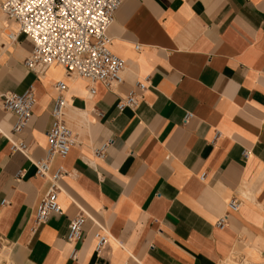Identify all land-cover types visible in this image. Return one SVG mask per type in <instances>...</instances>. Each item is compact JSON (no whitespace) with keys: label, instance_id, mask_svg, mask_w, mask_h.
Here are the masks:
<instances>
[{"label":"crops","instance_id":"0c3cea01","mask_svg":"<svg viewBox=\"0 0 264 264\" xmlns=\"http://www.w3.org/2000/svg\"><path fill=\"white\" fill-rule=\"evenodd\" d=\"M5 29L16 34L17 24L0 11V92L31 86L35 103L21 134L27 153H10L0 138L7 250L0 264H219L240 251L264 264V0H122L107 35L112 53L126 60L123 82H97L93 95L58 65L26 69L30 41H11ZM145 77L135 110L118 111L116 102ZM59 80L68 87L63 122L73 134L68 154L49 168L63 170L62 214L32 230L49 187L32 161L44 154ZM12 120L0 109L5 132ZM102 142L106 153L94 158ZM232 198L240 206L228 212ZM79 213L87 220L73 244L67 226ZM101 230L109 239L95 253Z\"/></svg>","mask_w":264,"mask_h":264},{"label":"built area","instance_id":"2783aa9c","mask_svg":"<svg viewBox=\"0 0 264 264\" xmlns=\"http://www.w3.org/2000/svg\"><path fill=\"white\" fill-rule=\"evenodd\" d=\"M122 0H2L0 11L17 24V33L6 29L5 36L15 41L17 35H23L31 43V49L24 60L26 69L42 73L47 67L58 65L73 78L88 82V94H94V84L102 83L106 88H113L123 82V72L127 63L110 49L108 29L114 20V14ZM139 46H135L137 50ZM147 77L136 80L133 89L119 99L115 108L135 110L142 92L147 88ZM56 95L50 110V124L46 131L47 145L42 157L32 161L36 175L49 182L46 193L39 200L32 221V230L47 221L50 214H62L57 200L59 188L57 181L63 174L59 168L49 174L50 164L55 156L65 157L73 144V134L63 122L67 106L68 87L64 81L54 84ZM136 89V90H135ZM35 103L34 90L29 86L22 93L0 92V109L13 116L9 132L0 127V138L9 143L10 153H27L29 146L21 138L28 124L32 107ZM187 113L183 122L192 118ZM107 142H102L92 149L94 158H101L106 153ZM247 158L248 153L243 151ZM201 174L200 179H203ZM5 200H1L3 205ZM239 202L232 198L226 203L228 212L239 209ZM228 212L220 216L215 226L222 228L227 222ZM87 216L79 213L69 220L66 240L77 243L82 239L83 226ZM94 252L99 253L108 242V234L101 230L93 235ZM76 259V249L69 254Z\"/></svg>","mask_w":264,"mask_h":264},{"label":"rangeland","instance_id":"374dc122","mask_svg":"<svg viewBox=\"0 0 264 264\" xmlns=\"http://www.w3.org/2000/svg\"><path fill=\"white\" fill-rule=\"evenodd\" d=\"M58 69H61V68H58ZM4 249L5 248H0V253L3 252ZM5 251H7V250L5 249ZM0 260L6 261V256H4V255L0 256ZM243 260H245V261H243ZM252 261L253 260L251 259V254L250 253H245L243 251H240V252H236L234 254H231L227 259L224 260V263H228V264H255ZM6 264H10V263L6 262Z\"/></svg>","mask_w":264,"mask_h":264},{"label":"bare ground","instance_id":"6f19581e","mask_svg":"<svg viewBox=\"0 0 264 264\" xmlns=\"http://www.w3.org/2000/svg\"><path fill=\"white\" fill-rule=\"evenodd\" d=\"M8 30V29H7ZM5 31H6V29H5ZM58 68H61L60 66H58ZM62 69V68H61ZM241 244V243H240ZM240 249H241V247H240ZM2 251V250H1ZM233 252V251H232ZM6 254H7V251H5V249H4V251L3 252H1L0 253V256H2V255H4V256H6ZM236 256V255H235ZM238 258V257H237ZM234 259V258H233ZM232 259V260H233ZM243 261H245V260H243ZM219 264H228V263H224V261H221V262H219Z\"/></svg>","mask_w":264,"mask_h":264}]
</instances>
